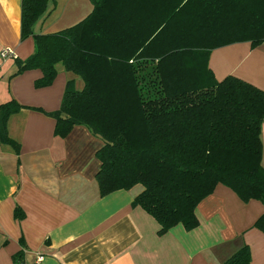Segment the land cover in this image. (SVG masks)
Here are the masks:
<instances>
[{"label":"trees","instance_id":"1","mask_svg":"<svg viewBox=\"0 0 264 264\" xmlns=\"http://www.w3.org/2000/svg\"><path fill=\"white\" fill-rule=\"evenodd\" d=\"M47 1L21 2L20 37L31 36L34 51L15 59L14 75L39 68L35 86H47L62 65L81 77L82 89L68 81L48 114L61 137L84 125L103 140L101 196L141 184L132 204L158 222L159 234L198 226L196 206L218 183L264 204V90L233 75L218 81L207 66L212 49L264 41V0H91L77 24L35 33ZM22 107L0 104V142L16 152L7 121ZM254 226L264 231V213ZM250 262L245 243L224 264Z\"/></svg>","mask_w":264,"mask_h":264},{"label":"crops","instance_id":"2","mask_svg":"<svg viewBox=\"0 0 264 264\" xmlns=\"http://www.w3.org/2000/svg\"><path fill=\"white\" fill-rule=\"evenodd\" d=\"M22 0H0V104L14 99L23 107L7 121L18 152L0 142V264H224L243 244L250 264H264V231L254 226L264 213L257 199L243 201L230 187L218 183L196 206L199 224H176L159 234L158 222L132 204L143 189L100 195L96 151L103 140L84 125H74L63 137L55 134L56 119L48 112L60 108L66 83L82 89L81 77L57 65L47 86L37 87L39 68L14 75L15 59L34 51L31 36L21 39ZM93 9L91 0H48L35 33H52L73 26ZM208 68L216 80L228 75L264 90V41H249L212 49ZM264 167V121L261 127ZM19 207L23 217L16 218ZM22 254V261L15 256Z\"/></svg>","mask_w":264,"mask_h":264},{"label":"built area","instance_id":"3","mask_svg":"<svg viewBox=\"0 0 264 264\" xmlns=\"http://www.w3.org/2000/svg\"><path fill=\"white\" fill-rule=\"evenodd\" d=\"M9 57H13V55L11 54V50L4 48L0 51V58L2 60H5ZM43 256L41 254L37 255L34 261V264H40V262L42 261Z\"/></svg>","mask_w":264,"mask_h":264}]
</instances>
